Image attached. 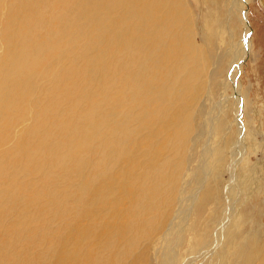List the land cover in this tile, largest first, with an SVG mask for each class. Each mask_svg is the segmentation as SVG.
Segmentation results:
<instances>
[{"label": "rangeland", "instance_id": "obj_1", "mask_svg": "<svg viewBox=\"0 0 264 264\" xmlns=\"http://www.w3.org/2000/svg\"><path fill=\"white\" fill-rule=\"evenodd\" d=\"M139 1L0 0V179L19 183H0V264H250L264 249V0L243 6L252 48L239 59V91L230 61L244 33L229 0L181 2L193 80L159 55L148 67ZM161 17L158 31L168 19ZM14 33L23 70L7 46ZM179 37L174 55L188 50ZM132 68L139 88L153 81L150 99L160 102L180 103L191 80L184 137L150 133L157 101L131 105ZM142 139L170 175L164 197L147 195L150 206L116 202L130 155L147 183L135 150ZM141 220L154 221L148 233L111 249L112 221H124L116 225L124 231ZM64 243L70 254L80 251L75 259L48 254Z\"/></svg>", "mask_w": 264, "mask_h": 264}, {"label": "bare ground", "instance_id": "obj_2", "mask_svg": "<svg viewBox=\"0 0 264 264\" xmlns=\"http://www.w3.org/2000/svg\"><path fill=\"white\" fill-rule=\"evenodd\" d=\"M181 2H182V0H176V2L174 0H140L139 1V4H138L139 10L136 13V16H137V19L139 21L143 20V22L146 24V26H145L146 30H144V32H146V36H145L146 41L143 43L144 45L141 49L147 50L148 67L149 68L153 64L157 63V61H158L157 55H159L160 58L162 59L164 65H166L168 69H173V71H175L176 74H178V71L180 73L186 72L187 77L189 79L193 80L194 79L193 77H195L197 70H196V65L194 63V60H193V53H192V56L190 57L189 52H191V51L194 52V49L192 47H190V43L188 40V34H186V35L183 34V31L186 30V25L182 19V15H180L181 11L184 10L183 7L181 6ZM228 2H229V4H228L229 8L230 7L234 8L238 12V14H240V21H241V25L243 26L242 28H243V33H244L242 35V37L238 40L240 43L239 44L240 47H237L235 49V53H234V55L230 61V69H231L230 73L231 74L229 76L231 79L234 78L230 84L235 86L237 88V90L239 91L240 81H239L238 75H239V72L241 69L239 59L242 56H244V54L247 51H249L250 48H252V41H251V38H249L250 27H249L248 23L246 22V12L243 8L244 4L247 1L246 0H229ZM162 7H164V8L166 7V9L168 11L166 9H165L166 11H164L162 9ZM162 15H163V17L168 18V19H166V20L164 19L165 20L164 25L158 31L155 29V27L157 26L158 21L163 22V19L161 17ZM167 23L169 25H167ZM135 25H134L135 29L142 28L138 24H135ZM220 26L222 27L223 32L226 33L229 38H232L233 32L230 31L229 26L228 25L225 26L224 24L220 25ZM171 28H178V29L175 30L174 36L169 37L170 32H171L170 31ZM133 36H134V33H133ZM140 36H142V35H140ZM179 36L181 37V42L185 43V47H188L189 51L187 50V53H184L182 51L180 54L174 55V54H172L173 48H174V44L176 46L177 41L175 40V42L173 44V37H179ZM6 39H8V38H6ZM7 46L9 47V50L10 49L13 50L12 61H13L14 67L19 69V70H23L24 65L21 66V64H20L22 47L20 46L19 37L15 33L12 34L10 39H8ZM5 48H7V47H5ZM139 50H137L136 53H138ZM184 58H186L185 69L187 68V71H184L177 66L178 63L182 62L180 60L184 59ZM134 60H136V57H133V61ZM26 65H27V63H26ZM181 65L183 66V64H181ZM176 68L178 71L176 70ZM131 74L133 77H135L137 79V81H136L137 88H133V92H132L133 94L131 95V105L133 106L135 104L136 99L142 105L145 101H148L147 103H149V101H150L151 104H154L157 101L154 108H152L150 111L152 114H150L149 120H148L150 133L155 135L156 139L159 138L160 136L163 137L162 134H165V136L168 138L170 137V139L174 138L177 140H179L180 136L184 137V132L182 131V128L185 127L184 126L185 122H187V117H186V113H185V110H186L185 104L187 102H189L191 99H193V97L195 96L194 92L196 91V89H194V87L192 88V86H190L191 80L187 79L188 83L185 86H183L184 90L187 92L181 93L182 96L179 97L180 103H179V101L177 103L175 101L160 102L156 97H152L150 99V97L152 95V88L155 87L153 81L150 78H148L147 82L143 86H141V88H139L138 85H139L140 81H139L137 75L134 74L133 68H132ZM167 74H168V72H166V75ZM161 89H162V87H161ZM170 91H173V87L171 88ZM177 91H178V89H177ZM179 91H181L180 87H179ZM161 94H163V93H161ZM160 100H162V99H160ZM224 101H226V100L224 99ZM241 109H243V108H241ZM238 119H239V116H238ZM236 122L239 124H242L241 121L236 120ZM150 142L151 141L148 139H142L139 143H137L135 145V150L141 151L142 154L144 155V157L142 158L143 164L141 165V167H145L147 170V172H146L147 177L145 176L147 179V183L145 184L143 181H141L139 175L137 174V172L135 170L138 168L135 165V157H134L135 154L130 155L132 162L128 163L129 171H128L127 176L123 177L118 182L119 191H118V194L116 197V202H121L125 198H127V201H129L128 199H130V201L133 202V205L136 206L137 203H139V205H141V204L144 205L145 203H147L149 205V203H151V198H149V200H148L147 195H150L152 197L161 196L162 197L161 200L163 199L165 190L167 189L166 186L168 185V179H169L170 175H167L166 170H163L165 166L162 163L156 164L155 162H152L154 152H155V147L153 144L151 145ZM26 143L29 144V141H26ZM32 150L37 151L38 150L37 145L32 147ZM1 157H4V156L1 155ZM138 158H140V157L138 156ZM0 165L5 166V163L2 164L0 161ZM258 165H259V163H258ZM157 172L159 173L158 177L156 176ZM259 172L260 173H258V177L261 176L262 171H260V169H259ZM234 177L235 176L233 175L232 182L234 180ZM250 178H252V177H250ZM256 178H257V176H256ZM252 179H254V178H252ZM1 182L3 184L8 185V186H12L13 184H19L18 181L15 179H13V180H1L0 179V183ZM140 183H142L143 186L140 187L139 186ZM165 184H166V186H164ZM151 185H154V186L150 187ZM0 200H2V199H0ZM146 200H148V202H145ZM133 216L142 219L141 217H139L140 216L139 214H134ZM226 218H227L226 221H229L230 218L227 216H226ZM129 222H132V224H131L132 228H127L126 226H124L125 229L123 231V230H117L116 225L123 226L125 223L124 221H119L118 223H117V221H112L111 229H112V233H113L114 244L110 243L112 245L111 249L114 248V250L116 251L117 248L120 247L123 242L128 243V247L130 245L131 246L135 245V243L140 240V237L144 236V234H146L150 231V227L153 225L154 221H142L141 220V221H129ZM89 234H91V233H89ZM83 235H86V234L83 233ZM93 236H94V233L91 234V237H93ZM114 236H116V237H114ZM110 244H108L107 246H110ZM66 245L67 244L64 243L62 245L55 246V247H53L54 250H50V252L48 254L50 256L55 255V256H59V257L63 256V257H69V258L75 259V257L77 255H79L80 251H78L74 255L70 254L66 248ZM64 248H65L66 252L63 251ZM124 251L125 250H123L122 252H124ZM122 252H121V254H123ZM247 261L250 264H264V249L261 248L255 254V256H253V258L250 261H249V258L247 259Z\"/></svg>", "mask_w": 264, "mask_h": 264}]
</instances>
